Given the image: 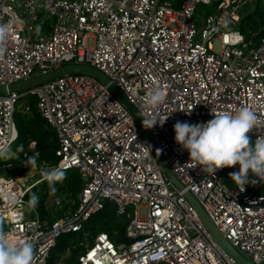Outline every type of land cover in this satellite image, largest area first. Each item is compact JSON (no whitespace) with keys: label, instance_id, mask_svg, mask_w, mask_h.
Here are the masks:
<instances>
[{"label":"built area","instance_id":"built-area-1","mask_svg":"<svg viewBox=\"0 0 264 264\" xmlns=\"http://www.w3.org/2000/svg\"><path fill=\"white\" fill-rule=\"evenodd\" d=\"M253 2L0 0V25L9 30L0 56V85L65 64H86L113 82L143 120L159 119L148 128L163 157L156 163L129 113L91 76L65 74L0 96V151L16 137L15 103L27 95L35 98V111L53 129L57 143L56 165L34 167L40 175L34 181L31 175H0L4 230L12 242H33V264H45L57 238L80 231L104 202L125 216L130 241L113 243L99 232L83 245L77 264H237L210 237L183 190L232 248L264 264V194L228 189L220 181L221 169L210 176L199 165L193 168L174 132L177 121L205 123L213 118L211 110L247 107L258 117L248 135L253 141L264 137V33L250 45L233 29ZM212 3L210 13H198L197 24L196 7ZM155 87L164 90L165 100L153 109L145 100ZM20 111L27 113L29 105ZM162 164L182 190L168 180ZM57 166L79 175L76 207L51 222L34 211L26 217L25 191L46 178L42 169ZM6 192L15 194L14 205L7 203Z\"/></svg>","mask_w":264,"mask_h":264},{"label":"trees","instance_id":"trees-1","mask_svg":"<svg viewBox=\"0 0 264 264\" xmlns=\"http://www.w3.org/2000/svg\"><path fill=\"white\" fill-rule=\"evenodd\" d=\"M205 7L201 14L210 13L213 10L214 3L211 5H202ZM238 30L248 40L250 45L258 42L264 33V0H254L247 7L241 16L238 24ZM35 98L32 95L25 96V103L29 105V111L23 113L20 110L13 116L16 137L11 143V153L0 159V171L9 175H22L32 170L27 163L28 157L38 153L37 166L53 167L57 163V157L54 155V149L57 145L53 129L36 113L34 107ZM30 142H33L30 145ZM254 142V141H253ZM231 168H223L219 172L221 183L228 189L236 187L230 179ZM251 178V173H249ZM81 188V181L75 169L65 170V176L62 181L55 183L54 188L50 187L47 178L31 185L24 193V212L26 217H32L34 211L41 219L51 222L67 211H72L77 204V194ZM245 192L253 194H264V181L255 185L245 186ZM35 194L38 198V204L29 207V199ZM64 196L61 198L60 196ZM53 196V203L46 204V199ZM58 201L59 205H54ZM59 206V207H58ZM127 219L124 215L115 213L114 207L110 202H104L103 208L92 214L85 222L80 231L60 235L55 245L51 248L45 264H56L59 260L62 264H77V256L81 252L84 244H91L94 236L103 232L113 243L120 241L128 243L124 234V228ZM68 252L65 255V252Z\"/></svg>","mask_w":264,"mask_h":264},{"label":"clouds","instance_id":"clouds-1","mask_svg":"<svg viewBox=\"0 0 264 264\" xmlns=\"http://www.w3.org/2000/svg\"><path fill=\"white\" fill-rule=\"evenodd\" d=\"M8 32L7 25H0V56L5 53ZM164 100V90L155 87L146 94L145 105L154 109ZM186 114L190 115L191 110ZM211 115L213 118L205 123L177 121L174 125L175 141L189 152V161L194 162L193 168L199 165L204 172L214 176L217 170L239 165V171L229 173V176L240 191H244L248 184L264 181V137H257L253 142L248 135L258 124L257 114L247 107H241L234 112L211 110ZM158 120L144 118L143 123L150 125L146 128H152ZM4 154L0 151V156ZM38 156L35 153L28 157L27 163L36 167ZM42 173L53 188L65 176V170L58 166L42 169ZM3 195L10 206L17 202L14 193L6 192ZM38 201L39 198L33 194L28 202L29 207L34 208ZM34 255L35 246L31 240L21 238L12 242L9 239L3 227V217L0 216V264H33Z\"/></svg>","mask_w":264,"mask_h":264},{"label":"water","instance_id":"water-1","mask_svg":"<svg viewBox=\"0 0 264 264\" xmlns=\"http://www.w3.org/2000/svg\"><path fill=\"white\" fill-rule=\"evenodd\" d=\"M65 74H83L88 75L95 78L100 83L104 84L108 91L120 102V104L125 108V110L131 116L135 126L139 129L140 136L144 143L146 144L151 156L155 160L156 163H161L163 157L160 152H158V148L153 141L149 129L143 123V118L136 110V108L129 103L122 91L116 87V85L111 82L104 74H102L97 69L86 65V64H65L61 67L51 69L44 73H38L32 75L24 80L18 81L11 85H0V96H3L10 92H22L32 87H35L45 81L52 80L58 76ZM162 168L164 169L168 180L178 189L182 190L183 187L180 182L167 170L166 166L162 164ZM182 195L188 201V203L192 206L193 210L197 214L200 219L202 225L205 227L210 237L214 242L229 256L234 262L237 264H254L253 262L248 261L243 256H241L234 248H232L222 237L220 232L216 230V228L212 225L210 220L207 218L203 210L198 205L195 198L186 190L182 191Z\"/></svg>","mask_w":264,"mask_h":264},{"label":"rangeland","instance_id":"rangeland-1","mask_svg":"<svg viewBox=\"0 0 264 264\" xmlns=\"http://www.w3.org/2000/svg\"><path fill=\"white\" fill-rule=\"evenodd\" d=\"M205 10V7L202 6V5H198L196 7V15H195V19H196V23L198 24V13H201V12H204ZM247 10V7H244V11ZM238 29V26H234L233 29ZM25 104V97H21L19 99H17L16 103H15V108H14V111H13V116L16 114V112L18 110H20V108H22ZM11 145L8 146V148L4 151V155L3 156H0V159H3L4 157L8 156L11 152ZM0 175L1 176H7L5 173L1 172L0 171ZM31 175L32 176V181H34L35 179H37L40 175L36 174L33 170H29L27 173L25 174H22V175H16L17 178H23V177H27ZM9 176H13V175H9ZM31 182V180H30ZM61 198H63L64 196H60ZM53 199H57V198H53V196H49L47 199H46V204H52L53 203ZM59 207V206H58ZM59 260V259H58Z\"/></svg>","mask_w":264,"mask_h":264}]
</instances>
